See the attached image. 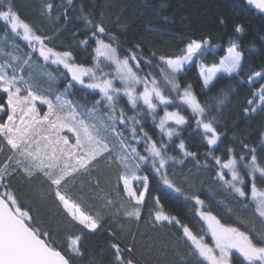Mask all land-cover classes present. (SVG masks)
I'll use <instances>...</instances> for the list:
<instances>
[{"label": "snow or ice", "instance_id": "obj_1", "mask_svg": "<svg viewBox=\"0 0 264 264\" xmlns=\"http://www.w3.org/2000/svg\"><path fill=\"white\" fill-rule=\"evenodd\" d=\"M245 2L264 14V0ZM73 6L74 0H66L61 5L55 0H42L41 11L47 12L50 18L52 12H57V22L62 19L67 25L72 23L68 12ZM78 19L85 31L91 33L80 43L87 48L95 41L90 66L77 63L71 50L57 51L49 47L46 41L54 37L37 34L21 18L15 0H0V22L4 23L5 30L26 41L32 49L23 59L9 53L10 59L0 63V264H73L74 259L82 260L87 251L84 239L103 227L106 210L117 207L119 202L117 217L122 208L125 217L139 220L149 198L152 201L149 222L153 226L167 222L177 227L182 232L180 239L188 245L187 255L182 248L175 249V264H264V190L257 183L259 180L264 184V152L258 154L256 147L250 148L242 141L239 159L233 147H228L221 156L215 155L221 142L217 118L212 115L209 103L198 99L191 83L185 82L183 86L181 83L184 74L195 66L203 90L215 86L220 78L218 74H227L229 78L247 75L246 83L253 87L264 80V67L258 71L249 69L251 75H248L244 64L253 53L264 56V36L259 38L262 42L259 48L254 41L245 45L244 25L233 23L231 31L225 32L226 55L212 63L205 61L217 53L220 45H213L204 36L189 39L175 56L157 57L153 52L145 57L139 44L121 56L120 40L105 26L103 19L94 20L91 13L82 14ZM215 24L225 30L229 28L228 20L222 16ZM37 51L45 67L47 62L56 66L44 74L47 80L43 82L33 72L32 55ZM61 66L65 71H60ZM145 67L149 70L144 71ZM54 73H59L66 84L53 98ZM240 82L245 83L243 79ZM76 85L93 97L90 104L86 98H70ZM226 98L227 94L221 92L216 107H222ZM170 106L178 110L169 111ZM160 108L163 115L158 114ZM189 110V116L181 114ZM261 111H264V84L253 91L244 113L251 116ZM148 118L159 130L158 137L146 131ZM191 120L195 121L193 132L200 133L202 143L207 146L206 160L211 158L217 168L216 180L236 196L248 199L245 190L248 184L237 171L243 164L250 180L254 215L261 228L253 224L241 230L222 223L200 195H187L170 176V167L184 164L187 158L198 159V154L189 151L187 141L181 138ZM65 130L72 135L62 134ZM259 147L264 149V133ZM247 153H251L250 159ZM224 155L228 158L224 159ZM102 161L109 168L114 166L117 172V186L113 190L117 199L110 198L111 193L103 196L100 208L92 214L69 193L78 178L91 177ZM229 174L231 178L226 179ZM17 175L29 180L40 178L41 187L48 185V195L54 194L58 206L71 218V227L62 230L63 239L59 243L53 238L52 230L42 229L36 223L33 209L11 190L9 181ZM152 181L156 182L155 188ZM93 186L99 188V177ZM162 188L184 196L185 203L194 201L195 215L202 222L199 233L193 232L177 216L165 213L161 196L167 193ZM191 191L189 186L188 192ZM125 197L130 210L124 208ZM108 236L107 264H136L130 256L133 248H125L111 229ZM126 255L129 258L125 259ZM89 264H97V260L91 258Z\"/></svg>", "mask_w": 264, "mask_h": 264}, {"label": "trees", "instance_id": "obj_2", "mask_svg": "<svg viewBox=\"0 0 264 264\" xmlns=\"http://www.w3.org/2000/svg\"><path fill=\"white\" fill-rule=\"evenodd\" d=\"M18 5L19 14L22 19L29 23L37 34L46 37H54L50 42L46 41L49 47L57 51L71 50L77 63L85 66L92 64V49L95 41L92 40L87 48L80 41L88 38L91 33L85 31L84 24L78 19L82 14L91 13L96 21L103 19L105 26L118 36L121 45L120 55L139 44L145 57L155 53L157 57L161 55L175 56L180 52L189 39L200 38L201 36L210 38L213 45H220L215 55H209L206 63L218 62L227 48V35L225 32L231 31L233 23H241L246 29L242 37L243 43L255 42L256 47L261 45L260 36H264V15L259 14L255 8L249 7L245 0H74V6L69 9V16L72 23L64 25L61 19L56 20L57 12L51 13V18L47 12H42V0H15ZM57 5L65 3L66 0H55ZM239 5L240 7H237ZM83 8V13L81 12ZM62 11V9H61ZM224 17L229 22L227 30L215 24L219 17ZM60 29L57 32V29ZM73 33H76L73 35ZM18 46V48H17ZM0 61L7 62L12 56L20 59L25 58V54L32 53L27 42L20 37H15L5 30V25L0 22ZM33 72L42 82L47 80L45 73L52 72L56 67L45 62L37 54L32 55ZM153 65L156 60L152 61ZM264 67V56L251 54L245 61L244 72L251 75L252 71H258ZM144 68V71H148ZM61 72L65 71L62 66ZM56 79L53 81L51 91L54 95L62 92L66 81L60 77L59 73H54ZM220 78L215 82L211 90H203L201 81L195 66L182 77L181 83H191L193 91L197 94L201 103H209L212 115L217 118L218 131L221 133V142L215 150V155H223L228 147H233L236 151V158L239 159L242 148V141L249 147H256L258 154L264 152L259 147L261 133H264V111L255 115L246 116L244 109L247 101L252 99L253 91L258 89L264 80L259 81L253 87L246 83L247 75L229 78L227 75L219 74ZM70 79V77H69ZM241 79L245 83H241ZM45 89L48 85L44 84ZM81 86L76 85L72 90L71 99L77 100L86 98L91 103L93 97L87 95V91H80ZM221 92L227 94V98L222 107H216V99ZM169 111L178 110L169 107ZM158 114L163 115V108L158 109ZM183 115L189 116V111H182ZM98 117H93L96 119ZM195 121H190V127L184 128L181 138L185 139L189 145V151L196 152L198 159L187 158L184 164H177L169 168L170 176L175 180L178 187H181L189 196L200 195L206 205L222 223L240 227L241 230L250 228L255 224L256 228L262 227L260 221L254 215L255 204L251 201L250 180L246 175L243 164L238 166V170L244 176L248 187V199L240 198L231 192L229 188L221 185L216 180L217 168L211 158L206 160L204 153L207 146L202 143L201 134L193 132ZM146 131L149 135L158 137L159 130L156 129L151 119L148 118ZM179 143V139H175ZM176 155L177 153H171ZM249 159L251 153H247ZM2 158V157H0ZM228 157L224 155V159ZM208 167H204L205 164ZM226 172V170H224ZM117 172L115 167L109 168L105 162L96 166L91 177L78 178L75 187L69 193L72 199L81 204L86 212L95 214L102 204V197L111 193L110 198L117 199L114 189L117 186ZM100 178L99 188L93 186V181ZM229 179L227 175L225 177ZM186 181V183H185ZM41 179L29 180L22 175H17L9 181L10 188L16 192L20 200L33 209V215L37 217L36 223L42 229L53 231V238L59 243L63 239L62 230L71 227V218L67 215L62 206H58V201L54 194L48 195V185L41 187ZM155 188L156 182L152 181ZM258 187L264 184L257 181ZM191 186L192 191L188 192ZM122 188V185H120ZM167 195L161 196V204L165 213L177 216L184 224H187L195 233L200 232L199 217L195 215L194 201L184 202V196H180L171 190L162 188ZM156 195V192H153ZM124 208H129L127 197L123 201ZM152 201L149 198L148 205L142 207V216L139 220L128 218L123 215V209L117 217L115 213L120 208L117 207L106 210L104 224L95 234H89L84 239L87 249L82 260L74 259L73 264H89L91 258L97 260V264H107L109 256L108 230L116 233V240L122 245L132 247L130 254L136 264H175L173 253L175 249L182 248L183 254L187 255L188 245L180 239L182 232L177 227L157 224L153 226L149 222V210ZM75 231L76 229H72ZM210 240V237L208 238ZM103 250V251H102ZM129 258L126 255L125 259Z\"/></svg>", "mask_w": 264, "mask_h": 264}, {"label": "rangeland", "instance_id": "obj_3", "mask_svg": "<svg viewBox=\"0 0 264 264\" xmlns=\"http://www.w3.org/2000/svg\"><path fill=\"white\" fill-rule=\"evenodd\" d=\"M27 44H28V43H27ZM37 49H38V45H37ZM31 51H32V49H31ZM35 54H37V55L39 56L38 51L35 52ZM224 55H226V51H225ZM224 55H223V56H224ZM42 60H43V59H42ZM0 63H5V62L0 61ZM218 75H219V74H218ZM222 75H227V74H222ZM262 84H264V81L262 82ZM141 90H142V87H141ZM45 110H46V109H45ZM170 123H171V122H170ZM62 134H66V135H69V136L72 135L71 133H67V130H65ZM225 170H226V169H225ZM237 171L239 172L238 168H237ZM226 172H227V170H226ZM228 176H229V179H230V178H231L230 174H229ZM261 189L264 190V187H262Z\"/></svg>", "mask_w": 264, "mask_h": 264}, {"label": "water", "instance_id": "obj_4", "mask_svg": "<svg viewBox=\"0 0 264 264\" xmlns=\"http://www.w3.org/2000/svg\"><path fill=\"white\" fill-rule=\"evenodd\" d=\"M262 15H264V14H262Z\"/></svg>", "mask_w": 264, "mask_h": 264}]
</instances>
